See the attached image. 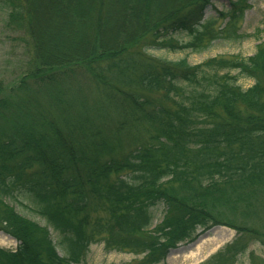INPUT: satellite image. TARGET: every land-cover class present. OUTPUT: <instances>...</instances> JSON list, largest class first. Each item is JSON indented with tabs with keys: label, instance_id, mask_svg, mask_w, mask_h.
<instances>
[{
	"label": "trees",
	"instance_id": "obj_1",
	"mask_svg": "<svg viewBox=\"0 0 264 264\" xmlns=\"http://www.w3.org/2000/svg\"><path fill=\"white\" fill-rule=\"evenodd\" d=\"M228 1L203 22L211 0H4L30 57L0 89V232L17 242L0 264H85L99 243L161 264L214 227L236 238L205 264L264 247V43L195 66L147 54L264 34H239L251 0Z\"/></svg>",
	"mask_w": 264,
	"mask_h": 264
},
{
	"label": "rangeland",
	"instance_id": "obj_2",
	"mask_svg": "<svg viewBox=\"0 0 264 264\" xmlns=\"http://www.w3.org/2000/svg\"><path fill=\"white\" fill-rule=\"evenodd\" d=\"M3 2L4 0H0L1 90L14 83L26 73L30 57L28 49L20 39V34L11 32L5 25L7 10ZM249 5L250 9L245 12L243 19L239 23V34L257 36V32L264 30V0H251ZM228 7V0H211V7L206 10L203 22L217 18L216 13L225 11ZM216 23L217 27L224 24L222 20H218ZM174 37L179 43H187L190 40L184 34L175 35ZM262 43H264V34L260 35L258 39L249 38L238 42L218 41L213 43L207 51L201 53L150 50L147 54L153 58L168 62H177L185 59L190 66H195L210 58L230 56L250 58L255 54L257 46ZM238 85L242 89H247L253 85V82L239 79ZM22 200H20V203L15 201L8 203L21 216L38 223L40 226H45L44 221L34 213V207ZM162 213L163 209L160 207L154 210L153 226L151 228H154L155 224L160 222ZM235 237V232L226 227L209 230L205 236L204 232L198 230L193 242L181 243L175 249L169 251L163 264H205L212 256L221 252L225 246L233 242ZM215 240L216 243L214 244ZM0 248L13 251L17 248V243L3 232H0ZM198 248H201V250L197 253L196 250ZM250 254L255 256L256 264H264V247L258 243L251 245L247 253L241 256L236 264H251ZM194 255H197L195 259L193 258ZM141 258V256H135L128 252H107L104 244L99 243L90 246L85 264H133Z\"/></svg>",
	"mask_w": 264,
	"mask_h": 264
},
{
	"label": "bare ground",
	"instance_id": "obj_3",
	"mask_svg": "<svg viewBox=\"0 0 264 264\" xmlns=\"http://www.w3.org/2000/svg\"><path fill=\"white\" fill-rule=\"evenodd\" d=\"M213 243L215 244V243H216V240H215ZM200 250H201V248H198V250H196V252L198 253V251H200ZM196 256H197V255H194V257H193V258L195 259V258H196Z\"/></svg>",
	"mask_w": 264,
	"mask_h": 264
}]
</instances>
